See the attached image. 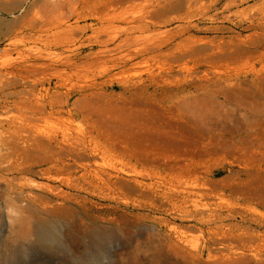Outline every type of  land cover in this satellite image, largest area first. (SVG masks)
<instances>
[{
    "label": "rangeland",
    "instance_id": "374dc122",
    "mask_svg": "<svg viewBox=\"0 0 264 264\" xmlns=\"http://www.w3.org/2000/svg\"><path fill=\"white\" fill-rule=\"evenodd\" d=\"M0 264H264V0H0Z\"/></svg>",
    "mask_w": 264,
    "mask_h": 264
},
{
    "label": "bare ground",
    "instance_id": "6f19581e",
    "mask_svg": "<svg viewBox=\"0 0 264 264\" xmlns=\"http://www.w3.org/2000/svg\"><path fill=\"white\" fill-rule=\"evenodd\" d=\"M152 42V41H151ZM125 43V42H124ZM125 55V54H124ZM130 59V58H129ZM50 141V140H49ZM64 142V141H63ZM50 143V142H49ZM56 144V143H55ZM68 146V145H67ZM74 147V146H73ZM70 149V148H69ZM65 150V149H64ZM71 150V149H70ZM59 151V150H58ZM60 155V154H59ZM63 156V155H62ZM49 189V188H48ZM50 190V189H49Z\"/></svg>",
    "mask_w": 264,
    "mask_h": 264
}]
</instances>
